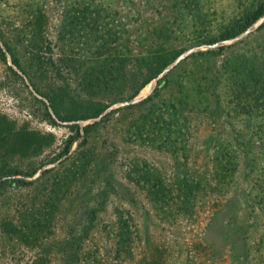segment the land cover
I'll return each instance as SVG.
<instances>
[{"label":"rangeland","instance_id":"374dc122","mask_svg":"<svg viewBox=\"0 0 264 264\" xmlns=\"http://www.w3.org/2000/svg\"><path fill=\"white\" fill-rule=\"evenodd\" d=\"M260 1L0 0V264H264Z\"/></svg>","mask_w":264,"mask_h":264},{"label":"trees","instance_id":"16d2710c","mask_svg":"<svg viewBox=\"0 0 264 264\" xmlns=\"http://www.w3.org/2000/svg\"><path fill=\"white\" fill-rule=\"evenodd\" d=\"M263 16H264V0L260 1L257 4V6L249 14H247L245 17L234 22L233 25L228 30V32L225 35H223L220 40H228V39L234 38L237 35L245 32L249 27H251L256 21H258ZM178 55L179 54L176 53L171 58L163 61L162 68H165L169 64H171ZM163 57H165V55L161 56V58H163ZM239 105H241V101L238 104V106ZM101 112L102 111H99L93 117H97L98 115H100ZM93 126H94V123L93 124H87L82 129L84 130V133H88ZM75 140H76L75 137H70L66 141V144H65L64 148L62 149V151L59 154L55 155L51 160L56 161V160H59L61 157L66 156L70 150L71 145L74 143ZM34 173H35V171L32 172L31 174L33 175ZM17 182L25 183L24 179H17Z\"/></svg>","mask_w":264,"mask_h":264}]
</instances>
